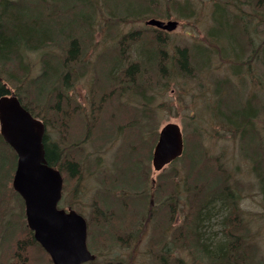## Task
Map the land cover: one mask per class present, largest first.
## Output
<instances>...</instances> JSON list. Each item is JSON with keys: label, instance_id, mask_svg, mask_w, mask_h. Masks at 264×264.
Instances as JSON below:
<instances>
[{"label": "trees", "instance_id": "obj_1", "mask_svg": "<svg viewBox=\"0 0 264 264\" xmlns=\"http://www.w3.org/2000/svg\"><path fill=\"white\" fill-rule=\"evenodd\" d=\"M50 1L61 2L66 6L58 7L54 3L47 5ZM231 1L228 4H231ZM105 2L109 9L111 8L109 10L111 16L108 18L111 21L126 22L129 16L137 12L135 6L130 5L126 0H105ZM221 2L214 0L211 3L210 17L214 26L205 37L207 45L201 43L191 50L186 46H178L175 52L169 55L162 48L165 46L166 36H163L160 30L153 29L157 34L148 39L145 46L141 37L135 36L134 31L126 33L123 36L125 41L119 42V48L126 49L125 46L133 42L132 52L135 58L128 63L121 49L120 57L110 59V66L104 70L102 84L114 87L115 83H119L127 94L126 101H129L128 99L136 96L147 97L148 92L144 86L155 88L160 85L162 90L166 91L175 80L200 81L201 75L198 71L202 69L206 75V69L211 71L225 68L229 71V73L225 72L229 74L226 80L232 77L240 78L243 83L245 80L257 86L260 90L259 94H264V0H234L235 13L230 15L228 6L225 7ZM88 3L94 5V0H0V25L7 24L10 31L6 33L0 28V78L3 77L10 83L16 82L24 87V92L14 95L23 108L43 121L47 128L44 137L46 159L49 165L58 167L65 174L66 181L78 177L82 179L85 162L89 159L82 145L85 142L81 139L85 135L83 128L77 125L78 129H76L77 126L74 124L77 115H74L70 109L74 99L69 93L71 84L77 77L75 59L80 53L81 44L78 39L83 34L79 36L78 33L82 32L81 25L85 23L88 25V21L92 18L91 10L84 11V8L90 7ZM68 14L72 15L68 17ZM246 18H249L251 28L245 25ZM108 19L102 25L105 31L110 30ZM55 45L61 47L60 52L52 53L51 47ZM33 52L39 54L38 73L30 72L28 55ZM194 57L200 61V69L196 70L197 72L193 65ZM217 60L222 66L215 64ZM97 61L98 65H108L106 60L103 63L101 59ZM16 62L19 64L18 71L9 68L11 63L13 65ZM6 71L20 79L13 82ZM96 76L100 78L102 74L97 71ZM199 84L204 89L203 82ZM225 85L227 86L222 87L221 84H213V93L209 89L213 99L212 108L223 130L234 134L240 133L242 154L253 162L254 172L261 179L260 187L264 199V169L259 170L262 158L264 162V146L257 147L256 150L252 148L250 153H245L248 148L246 144L250 143L243 142L245 138L253 139L254 136L250 131L254 128V122L264 123V104L257 105L247 101L238 111L227 114L225 109L231 108L226 106L223 92L231 91L232 86L231 82ZM140 89L141 93H139ZM94 90L93 88L90 92L94 93ZM4 93L5 87L1 85L0 94ZM202 93L205 92L202 90L200 94ZM80 106L76 103V107ZM125 106L127 107L126 102ZM102 111L100 108L98 113ZM117 113L120 114L119 111ZM50 124L62 131L63 140L57 142L47 140ZM196 133L204 138V133L198 131V128ZM75 138L79 139L74 141ZM202 138L201 144H197L196 147L187 142L184 154L171 164V171L177 173L176 178L179 177V180H175L173 185L175 197L169 191L167 196L171 195V198L161 201L167 221L160 215L157 218V209L150 206L148 198L142 199L140 191L145 183H142L143 179L138 175L140 171L138 166L135 164L134 169L131 168L130 159L114 160L115 172L112 176L117 180L111 179L114 185H110L108 190L102 187L96 190L90 218L75 208L88 221V246L90 251L97 255L96 260L85 264H188V260L186 261L182 256V249L189 250L193 264L255 263L257 248L256 243L248 241V225L243 226L245 233L241 236L236 235L232 230L226 233L223 231V239L211 249L212 251L204 245L206 240L202 233L203 224L208 222L210 209L215 202L220 200L226 210L229 207L234 211L242 196L240 187L235 182L233 189L229 186L221 189L224 179L218 172L220 165L215 167L218 163L209 157L211 156L208 152L209 148L205 146ZM128 156L132 158V153L129 152ZM98 161L97 165L102 162L100 158ZM16 163L17 156L0 130V170L2 169L0 202L2 203L6 200L3 198L4 194H9V191H6V181H8L7 189L12 191L11 182ZM178 165L183 166V172L176 171ZM174 178L175 175L172 179ZM163 192L167 194L168 190ZM184 194L186 196L183 198ZM11 195L12 192L9 196ZM14 195L24 207L21 197L17 193ZM188 206L192 209V218L190 212L187 214ZM236 218L235 221L238 222L240 217ZM24 220L25 215L22 214L20 229L27 238L25 242H15L17 250H25L23 249L25 244L27 247L31 245L41 248L32 236V231L27 229ZM163 220L164 224H162ZM177 220L179 222L175 224ZM231 223V218L225 219L224 230ZM8 228L6 236L4 234L2 236L4 243L12 240L15 235V233L12 235ZM233 228L236 229V226L234 225ZM145 230L147 236L143 238L145 244L141 248L144 241L141 242L139 239ZM157 238L160 240L158 241ZM239 238L242 240L238 241ZM206 243L208 244V241ZM95 247L101 248L102 255L96 252ZM177 251L181 253L176 254Z\"/></svg>", "mask_w": 264, "mask_h": 264}, {"label": "rangeland", "instance_id": "obj_2", "mask_svg": "<svg viewBox=\"0 0 264 264\" xmlns=\"http://www.w3.org/2000/svg\"><path fill=\"white\" fill-rule=\"evenodd\" d=\"M126 1L137 9L136 14L132 15L133 17L129 16L126 22L108 19L111 16L109 13L111 8L109 9L105 0H94V5L88 3L90 7L84 8V11L87 12L91 10L92 18L88 21V25L86 23L81 25L82 32L78 33L79 36L83 33L81 39L86 44L85 57L77 65L75 71L77 77L74 83L71 84L69 93L74 99L70 109H72L71 111L74 115H77L75 119L76 123L74 124L83 128L85 135L81 139L85 142L82 145L85 153L89 155V159L85 162L83 178L79 182L77 179L71 181L67 179L66 181V176L63 173L64 189L61 206L68 209L74 205L73 209H79L87 218H90L91 206L95 202L94 194L96 190L100 187L108 190L110 189V185H114L111 179L117 180L116 177L112 176L115 172L113 170L114 160L123 161L130 159L129 165L133 169L135 164L138 166L140 169L138 175L139 177L141 176L140 179H143L142 183H145L140 191L142 199L148 198L150 206L157 209V218L161 216L162 219L167 221L161 201L164 202L171 198V195L167 196L169 191L175 197L173 185L175 180H179V177L176 178L177 173L171 171V165L167 166L162 172L154 173L152 156L161 127L169 122H178L184 134L185 147L187 142L189 145H193V147L201 144L202 137L196 133V128H198V131L204 133V138L202 139L205 146L209 148L208 152L211 155L209 157H212L218 163L215 167L220 165V170L222 171L218 170L220 176L224 179L221 189L226 186L233 189L235 182L239 185L242 196L234 211L229 207L226 210L220 200L215 202L212 206L213 208L210 209L208 222L203 224L202 233L204 240H206L204 241V245L212 251L211 249L216 247L219 244L218 242L223 239V231L226 233L232 230L236 235L241 236L245 233L243 226L248 225V241L256 243L257 248L254 264H264V230H262L264 228V199L260 187L261 179L254 172L252 160L247 159L242 154L240 133L234 134L231 131L222 129V125L216 119L214 109L212 108L213 99L210 96L213 84H221L223 87L227 86L225 84L229 85L231 82V91L223 92V99L226 101L225 103L229 102L231 108L230 110L225 109V111L227 114H231L238 111L240 106L247 101L257 103V105L259 103L264 104V94H259L260 90L257 86H253L245 82V80L243 83L240 78L232 77L226 80L229 74L225 72L229 73V71L225 68L211 71L206 69L205 75L203 73L204 69L198 71L200 69V61L194 57L193 65L195 71L197 70L201 75L200 81L197 79L194 81L175 80L171 82L169 89L166 91H163L160 85L155 88L154 86L152 88L144 86V89L148 92L147 97L136 96L126 101L127 94L124 87L119 85V83H115L114 87H107L102 84L103 73L108 68V65H98L97 60L99 58L97 56H108L106 59L120 57V50L122 48H119V42L123 40V36L126 33L131 31H137L142 40L148 41L154 34H157L153 30L155 29L153 27L146 29L147 26L144 21L151 18L162 21L172 20L178 23L177 28L172 32L160 30L162 35L166 36L165 46L162 48L169 55L175 52L174 50L178 46H186L191 50L195 45L201 43L207 45L205 37L214 26L213 20L210 17L211 3L214 0ZM221 1L222 5L228 6L229 15L230 13H235L234 0ZM230 1L231 4H228ZM51 3H54L58 7L66 6L64 3L51 1L47 5ZM107 19L109 31L103 30L102 27ZM123 41H125V38ZM129 44L126 49H122V54L126 57L128 63L135 58L132 52L133 42ZM166 45L168 46L166 47ZM51 48L53 50L52 53H56L60 52L61 47L55 45ZM28 57H30V72L38 73L40 70L38 66V52L30 53ZM167 63L168 61L166 60ZM215 64L217 66L220 65V61L217 60ZM9 68L18 71L19 64L16 62L12 65L11 63ZM97 71L102 74V77L97 78ZM7 75L13 82L20 79L15 78V74L7 72ZM201 81L205 85L204 89L207 90L202 89V86L199 84ZM7 86L18 95L24 89L23 86L16 84V82L10 83V85L7 84ZM93 88L95 89L94 93H91L90 91ZM209 89H211L210 92ZM202 90L205 93L200 94ZM139 93H141V89ZM109 99H112V101H109ZM125 102L127 103V107L125 106ZM76 103H79L81 106L76 107ZM100 108L103 111L98 113ZM253 126L255 127L254 131L256 129L258 132L256 139L259 142L256 144L257 141L250 138H245L243 142L244 144L250 143L254 150H256L257 147L264 146L262 144L264 143V123L263 121H256ZM76 129H78V126ZM48 134L56 142L57 140L64 139L62 131L51 124L48 128ZM250 134H252L251 131ZM76 139L78 140L79 138H75L74 141ZM253 143L255 144L253 145ZM250 144H246V146L250 148ZM129 152L132 153V158L128 156ZM98 158L102 160L99 165H97V162H99ZM182 167V165H178L176 171H182ZM263 169L264 162L262 158L259 170L263 171ZM128 175L127 177L129 178ZM173 175H175L174 179H172ZM145 177H147L148 181L147 179L145 180ZM7 187L8 181H6V191H9V194H4L3 198L6 199L4 203L0 202V246L2 236L3 234L6 236L5 233L8 227V230L12 232L11 234L15 233V235L11 236L12 240L10 239L6 242L4 250L0 248V264H52L50 257L40 247L31 245L27 247L25 244L23 248L25 250L16 249L17 245L15 242H25L27 238L26 234H23L20 229L21 215H25V211L14 193L9 196L12 191L7 189ZM164 190H168V193L164 194ZM185 196L184 194L183 198ZM186 211L187 214L190 212L191 217L192 209L188 206V210ZM237 216L240 217L238 222L235 221ZM228 217L231 218L232 223L224 230L223 221ZM164 220L162 224L165 223ZM178 222L177 220L174 223L177 224ZM234 225L237 230L233 228ZM146 231L139 239L141 242L144 241L141 248L145 244V239L143 238L147 236ZM159 238H157L158 241L160 240ZM239 240L241 241L242 238H239ZM207 241L208 244L206 243ZM238 248H240L239 245ZM95 249L98 254L102 255L100 247H95ZM180 253L179 251L176 252V254ZM182 256L185 257L186 261L190 262L187 261L188 264H193L189 250L182 249Z\"/></svg>", "mask_w": 264, "mask_h": 264}, {"label": "water", "instance_id": "obj_3", "mask_svg": "<svg viewBox=\"0 0 264 264\" xmlns=\"http://www.w3.org/2000/svg\"><path fill=\"white\" fill-rule=\"evenodd\" d=\"M147 23L167 31L175 30L178 25L176 21L165 23L155 18ZM0 125L5 141L17 155L13 188L24 201L27 226L35 240L53 264H84L94 260L96 256L87 245L86 219L73 209L58 207L64 179L60 170L47 162L45 126L13 96L0 100ZM183 152L184 138L179 123L164 124L153 150L154 171H162Z\"/></svg>", "mask_w": 264, "mask_h": 264}, {"label": "bare ground", "instance_id": "obj_4", "mask_svg": "<svg viewBox=\"0 0 264 264\" xmlns=\"http://www.w3.org/2000/svg\"><path fill=\"white\" fill-rule=\"evenodd\" d=\"M70 15H72V14H68L67 16L69 17ZM64 18H66V17H64ZM150 19H148V20H145L144 22H145V25L147 26L146 27V29H151L152 28V26L150 25V24H148L147 22L149 21ZM244 21H245V25L246 26H250V22H249V18H246V19H244ZM0 28H2V29H4V31L6 32V33H10V31H9V27H8V25L7 24H5V23H3V24H1L0 25ZM250 28H251V26H250ZM135 32V36L137 37V38H140L141 36L139 35V33L137 32V31H134ZM76 39H77V37H76ZM141 39V41L144 43L143 45L145 46V44H146V40L144 39V40H142V38H140ZM79 40V42H80V53H79V55H78V58L77 59H75V65H78V64H80L82 61H83V59H84V57H85V42L83 41V43H81V41H82V39L80 38V39H78ZM258 42V41H257ZM257 42L255 43V44H257ZM125 48H127V45L125 46ZM99 56V55H98ZM97 56V57H98ZM108 56H105L104 57V55H100L98 58L99 59H101L102 60V63L106 60V63L108 64V66H110V59L108 58V59H106ZM74 61V60H73ZM102 65V64H101ZM1 80H0V86L2 85V86H4L5 87V93L4 94H0V99L1 98H3V97H6V96H10V95H14L15 94V92L10 88V87H8L7 86V84H9L10 85V82H8L7 80H4V78L3 77H1L0 78ZM10 80H11V78H10ZM21 92H24V89L23 90H21ZM226 106H229V102L228 103H226ZM45 126V125H44ZM45 128H46V126H45ZM255 128V127H254ZM254 128L253 129H251V133H252V135L254 136L253 137V139L255 140V141H257V139H256V134H258V132L256 131V129H255V131H254ZM46 132H47V128H46V130H45V134H46ZM44 137H45V135H44ZM47 140L48 141H53L52 139H51V137H50V134H48L47 135ZM259 141H257L256 142V144L258 143ZM262 142V141H261ZM49 144H50V142H48ZM54 143V142H53ZM255 143H253V145H254ZM262 144H264V143H262ZM253 147L251 146L250 148H247V150L245 151V153H250V151H251V149H252ZM184 154V153H183ZM48 162V161H47ZM49 164V163H48ZM52 166V165H51ZM53 167H55V166H53ZM57 169H58V167H56ZM2 170V169H1ZM1 170H0V173H1ZM59 170V169H58ZM8 172V171H7ZM61 172V171H60ZM3 173H4V171H3ZM62 173V172H61ZM154 173H159V172H155L154 171ZM62 175H63V173H62ZM13 176H14V174H13ZM64 177V176H63ZM12 179H13V177H12ZM77 179V181L79 182L80 180H82L81 179V177H78V178H75L74 180H76ZM11 184H12V193H17L15 190H14V188H13V183L11 182ZM27 226V225H26ZM27 228L29 229V227L27 226ZM30 230V229H29ZM31 231V230H30ZM32 236H33V232H32ZM6 244V242L4 243L3 241H2V243H1V246H0V248H1V250H3V247H4V245ZM16 249H17V247H16ZM88 249H89V246H88ZM89 251H90V249H89Z\"/></svg>", "mask_w": 264, "mask_h": 264}, {"label": "flooded vegetation", "instance_id": "obj_5", "mask_svg": "<svg viewBox=\"0 0 264 264\" xmlns=\"http://www.w3.org/2000/svg\"><path fill=\"white\" fill-rule=\"evenodd\" d=\"M4 108H6V106Z\"/></svg>", "mask_w": 264, "mask_h": 264}]
</instances>
